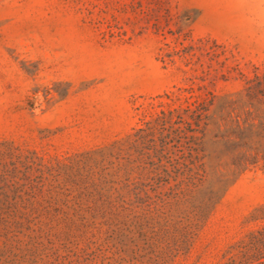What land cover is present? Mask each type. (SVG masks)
<instances>
[{
    "label": "rangeland",
    "instance_id": "374dc122",
    "mask_svg": "<svg viewBox=\"0 0 264 264\" xmlns=\"http://www.w3.org/2000/svg\"><path fill=\"white\" fill-rule=\"evenodd\" d=\"M0 264H264V0H0Z\"/></svg>",
    "mask_w": 264,
    "mask_h": 264
}]
</instances>
